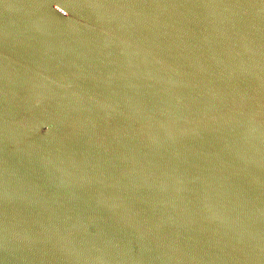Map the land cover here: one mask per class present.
Masks as SVG:
<instances>
[{"label": "water", "instance_id": "obj_1", "mask_svg": "<svg viewBox=\"0 0 264 264\" xmlns=\"http://www.w3.org/2000/svg\"><path fill=\"white\" fill-rule=\"evenodd\" d=\"M0 264H71L1 187Z\"/></svg>", "mask_w": 264, "mask_h": 264}]
</instances>
